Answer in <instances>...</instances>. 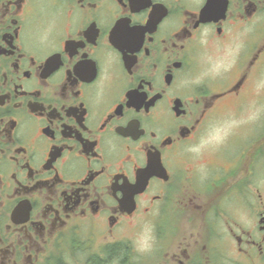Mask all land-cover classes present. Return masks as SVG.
I'll return each mask as SVG.
<instances>
[{"label": "flooded vegetation", "instance_id": "af4514ba", "mask_svg": "<svg viewBox=\"0 0 264 264\" xmlns=\"http://www.w3.org/2000/svg\"><path fill=\"white\" fill-rule=\"evenodd\" d=\"M0 264H264V0H0Z\"/></svg>", "mask_w": 264, "mask_h": 264}]
</instances>
